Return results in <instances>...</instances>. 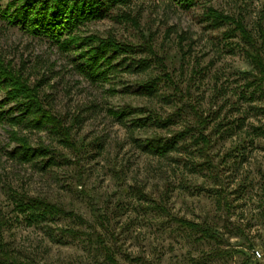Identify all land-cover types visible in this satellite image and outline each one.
I'll list each match as a JSON object with an SVG mask.
<instances>
[{"label": "rangeland", "instance_id": "1", "mask_svg": "<svg viewBox=\"0 0 264 264\" xmlns=\"http://www.w3.org/2000/svg\"><path fill=\"white\" fill-rule=\"evenodd\" d=\"M9 1L0 0V10ZM206 7L241 17L256 41L258 30L264 33V0L109 4L101 8L102 16L79 23L58 42L0 17V56L37 85L44 105L71 125L75 144L64 146L46 129L16 127L33 146L53 148V162L47 164L45 156L20 164L8 154L14 146L8 139L11 127L0 123V216L7 221L1 238L20 258L39 264L102 261L93 236L60 230L67 227L104 235L117 264H142L137 257L152 264H241L240 253L202 259L218 244L178 226L152 207L158 201L173 215L215 223L228 237L223 247L243 250L250 264H264L251 253L253 248L264 250V90L241 74L251 65L233 25L210 26L202 17ZM93 36L134 44L136 52L119 53L104 78L90 81L78 65L83 62L79 53L89 46L85 38ZM141 61L146 63L143 68ZM150 78L157 81L154 93H138ZM194 107L207 118V151L219 164L227 207L215 204L213 190L218 186L208 172L194 168L202 158L193 134L162 157L139 146L149 136L190 129ZM154 114L160 119H152ZM20 195L44 197L83 221L58 215L27 222L26 213L16 207Z\"/></svg>", "mask_w": 264, "mask_h": 264}, {"label": "trees", "instance_id": "2", "mask_svg": "<svg viewBox=\"0 0 264 264\" xmlns=\"http://www.w3.org/2000/svg\"><path fill=\"white\" fill-rule=\"evenodd\" d=\"M129 0H10L6 8L0 10V17H8L12 22L21 24L28 32L36 35H44L58 42L63 33H69L73 27L79 23L102 16V7L109 4H124ZM181 4L190 6L198 0H178ZM13 6V10L9 13V8ZM9 7V8H8ZM204 20L210 22V26L218 27L222 24H232V32H237L243 43L242 51L248 59L251 70L241 71V74L247 77L250 85L264 90V33L258 30L257 40H254L250 32L245 28L242 18L234 19L212 7L204 8L202 13ZM84 45L87 49L79 53L83 60L78 65V69L90 79L97 81L107 74L108 69L112 66V60L119 53H135L136 45L119 42L110 38H102L93 36L86 37ZM74 41L68 39V42ZM95 41L94 45L90 43ZM68 46V45H67ZM143 68L145 62H139ZM157 81L154 78L146 79L139 85L138 93L151 96L156 90ZM0 91H3L4 98L0 101V123L6 122L10 125L8 131V139L14 143L13 148L8 152L9 156L18 163H28L36 158H46V163L53 162V148L46 144H38L33 146L26 133L16 127L28 130L46 129L50 134H53L57 141L64 146L75 148V144L71 138V125L64 124V118L52 111L48 106H45L36 84H30L28 78L25 77L19 70L14 69L10 62H5L0 56ZM14 101L13 106L3 108L4 104ZM16 111L18 113H12ZM193 111L194 125L190 129H182L174 132L168 137L149 136L144 138L139 146L142 151L154 156H166L170 151L179 148V141L185 139L186 135L193 134L191 140L197 146V156L202 160L193 164L194 168L199 171H206L207 176L212 180L215 194V204L219 207H227L228 201L224 188L221 187L219 179V164L213 161V158L208 154L207 146H209V136L204 133L206 125V117H203L197 109L191 108ZM152 119L158 120L159 116L152 115ZM217 182V183H216ZM263 200L261 204L260 214L264 220V179L261 186ZM139 196L145 197L142 190H137ZM20 200L16 201V207L21 212L26 213L27 222H41L52 219L54 216L66 215L75 217L81 221L83 219L72 213L64 210L63 207L44 197L20 195ZM152 207L166 213L169 218L176 222L178 226L186 229L192 234L197 235L198 239L211 240L218 244L216 248L210 252L202 254V259H227L235 254H242L241 264H250L251 259L249 254L243 250L223 247L228 242V237H225L215 223L207 221H194L182 216L171 214L161 202L152 201ZM101 219V218H100ZM6 219L0 216V264H39L32 260L20 258L1 238V229L6 224ZM103 222V221H101ZM240 231L239 227H235ZM64 233L72 236L81 234L93 236V241L103 253V259L93 264H117L115 252L112 247L107 245L105 237L96 230L93 233L75 230L72 228H60ZM93 234V235H92ZM112 235V233H111ZM223 245V246H222ZM250 246V245H249ZM254 249V248H253ZM252 249V250H253ZM252 252V251H251ZM136 260L142 264H152L144 258L137 257ZM202 261V260H201ZM198 261L197 263H200Z\"/></svg>", "mask_w": 264, "mask_h": 264}, {"label": "built area", "instance_id": "3", "mask_svg": "<svg viewBox=\"0 0 264 264\" xmlns=\"http://www.w3.org/2000/svg\"><path fill=\"white\" fill-rule=\"evenodd\" d=\"M251 253L257 260L264 261V250L254 248Z\"/></svg>", "mask_w": 264, "mask_h": 264}]
</instances>
